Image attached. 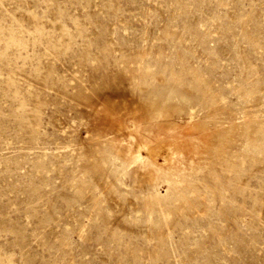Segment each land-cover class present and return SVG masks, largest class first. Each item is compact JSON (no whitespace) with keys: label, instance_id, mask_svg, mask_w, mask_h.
I'll return each mask as SVG.
<instances>
[{"label":"rangeland","instance_id":"obj_1","mask_svg":"<svg viewBox=\"0 0 264 264\" xmlns=\"http://www.w3.org/2000/svg\"><path fill=\"white\" fill-rule=\"evenodd\" d=\"M0 264H264V0H0Z\"/></svg>","mask_w":264,"mask_h":264}]
</instances>
